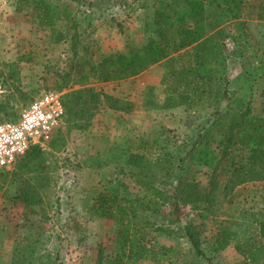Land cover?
Returning a JSON list of instances; mask_svg holds the SVG:
<instances>
[{"label":"rangeland","instance_id":"1","mask_svg":"<svg viewBox=\"0 0 264 264\" xmlns=\"http://www.w3.org/2000/svg\"><path fill=\"white\" fill-rule=\"evenodd\" d=\"M66 1L74 11L71 21L59 17L42 24L32 12H17L11 0H0V94L7 116L14 117L44 92L63 97L84 86L135 107L126 113L102 102L87 130H68L65 122L57 133L63 140L43 145L41 171H20L14 164L0 172V264H97L100 248L106 258L112 256L117 223L97 212L98 192L142 194L126 163L139 138L158 136L157 150L178 155L218 108L174 104L178 91L171 72L180 65L177 55L119 81L101 82L88 71L89 64L109 53L142 44L154 28L158 0ZM263 9L264 0H249L242 26L232 22L222 27L229 35L224 40L226 87L233 97L249 98L258 115H264ZM84 73L87 77L80 81ZM236 153L246 156L248 149L238 146ZM195 175L206 186L211 170L198 165ZM225 177H218L220 188L207 217H199L189 205L181 207L183 220L189 217L197 225L210 263L196 256L184 232L177 230L182 225L172 224L177 230L172 234L150 231L158 253L137 264H248L244 250L264 240V183L241 185L222 195ZM24 185H30L36 202L15 199ZM222 229L230 231L228 244L216 250Z\"/></svg>","mask_w":264,"mask_h":264},{"label":"trees","instance_id":"2","mask_svg":"<svg viewBox=\"0 0 264 264\" xmlns=\"http://www.w3.org/2000/svg\"><path fill=\"white\" fill-rule=\"evenodd\" d=\"M11 2L15 11L32 12L42 24H51L59 17L71 21L74 16L66 0ZM248 6L249 0H158L153 9L152 33L139 47L109 53L98 63L89 64L88 71L99 81H119L137 76L152 65L177 55L180 65L171 72L178 91V101L174 104L218 107L194 139L186 144L187 149L178 155L157 150L158 136L151 138L150 135L140 137L136 150L128 151L126 163L133 168L131 175L143 193L128 197L103 190L96 195L99 215L117 223L114 253L106 258L100 248L97 264H137L148 256L154 258L158 251L150 231L172 234L177 230L184 232L196 256L210 263L211 258L201 247L197 225L189 217L183 220L181 207L189 205L197 209L199 217H207L208 208L216 200L221 175L226 176L222 195H229L249 182H264V115L253 112L249 98L233 97L226 87L228 54L224 40L229 35L223 33L222 27L232 22L242 26ZM261 13L259 16L264 18V9ZM79 77L80 81H85L87 76L84 73ZM61 99L68 130H87L102 102L108 109L126 113L135 107L129 100L92 86L74 89ZM5 109V99L0 94V122L13 120L19 114L7 116ZM59 130L48 141L51 146L63 140V135L57 134ZM238 146L248 149L246 156L236 153ZM45 152L43 146L31 145L16 160V168L26 172L41 169L38 165ZM198 165L211 170L206 186L196 180ZM15 197L28 204L37 201L30 185L20 187ZM172 224L182 227L175 230ZM260 233L264 236L263 224ZM229 236L230 231L222 229L215 249L224 248ZM244 254L248 264L264 260V240L246 248Z\"/></svg>","mask_w":264,"mask_h":264},{"label":"built area","instance_id":"3","mask_svg":"<svg viewBox=\"0 0 264 264\" xmlns=\"http://www.w3.org/2000/svg\"><path fill=\"white\" fill-rule=\"evenodd\" d=\"M58 92L48 91L25 106L15 119L0 122V172L10 169L31 145L43 146L64 124Z\"/></svg>","mask_w":264,"mask_h":264},{"label":"crops","instance_id":"4","mask_svg":"<svg viewBox=\"0 0 264 264\" xmlns=\"http://www.w3.org/2000/svg\"><path fill=\"white\" fill-rule=\"evenodd\" d=\"M152 66H153V65H152ZM253 111H254V109H253ZM254 113H255V112H254ZM252 183H264V182H249V183L243 184L242 187H243V186H247V185L252 184ZM239 187H240V186H239Z\"/></svg>","mask_w":264,"mask_h":264}]
</instances>
